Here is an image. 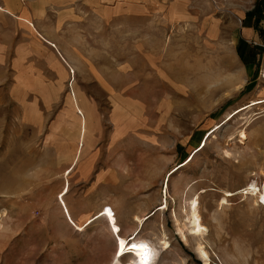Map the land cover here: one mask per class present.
Listing matches in <instances>:
<instances>
[{"label": "rangeland", "instance_id": "rangeland-1", "mask_svg": "<svg viewBox=\"0 0 264 264\" xmlns=\"http://www.w3.org/2000/svg\"><path fill=\"white\" fill-rule=\"evenodd\" d=\"M75 4L41 9L45 31L0 16V264L119 258L104 217L77 230L65 216L66 184L76 224L109 206L119 235L138 227L152 245L150 264H204L197 241L207 264H264V204L243 188H264V104L233 111L264 96V34L237 51L251 18L219 0L178 23L76 18ZM194 196L206 232L184 242L175 218Z\"/></svg>", "mask_w": 264, "mask_h": 264}, {"label": "crops", "instance_id": "crops-1", "mask_svg": "<svg viewBox=\"0 0 264 264\" xmlns=\"http://www.w3.org/2000/svg\"><path fill=\"white\" fill-rule=\"evenodd\" d=\"M0 0V16L4 13L14 15L19 18V23L27 27L31 31H45L40 28L39 21L35 17L41 15V9L44 13L49 14L52 9H58L62 16L70 15L67 7L69 0ZM75 9L72 16L100 19L104 23L111 22L115 17L124 16L127 18H147L153 16L155 18H162L169 23H178L189 21L199 14L201 9L210 10V5L213 0H75ZM80 2V3H78ZM258 0H219V4L223 5L226 9L234 7V11L238 18H245L248 11L252 10L257 4ZM79 6V7H77ZM38 11V12H37ZM261 16L258 18L253 15L251 20L245 27H242L246 37L251 38L250 41L240 39L246 47L248 43L255 41L259 37L258 34H264V3L260 7ZM45 14H43L44 16ZM255 18L258 21L257 26L254 27ZM82 20V19H81ZM80 20V24L82 21ZM21 21V22H20ZM32 21L33 29L30 27L29 22ZM242 23V22H241ZM34 26L36 28L34 29ZM61 27V25H60ZM239 41V40H238ZM238 43V42H237ZM247 43V44H246ZM254 43V42H253ZM238 44L236 45V47ZM244 58V57H243ZM128 236V235H127Z\"/></svg>", "mask_w": 264, "mask_h": 264}, {"label": "bare ground", "instance_id": "bare-ground-1", "mask_svg": "<svg viewBox=\"0 0 264 264\" xmlns=\"http://www.w3.org/2000/svg\"><path fill=\"white\" fill-rule=\"evenodd\" d=\"M37 49H39V48H37ZM261 73H262V76H260V77L262 78V82L264 83V66L262 68ZM262 104H264V96L257 97L255 99H251V100H249V102H247L244 105L239 106L238 108L234 109L233 111H236L235 113L238 114L240 111H243L246 109H251L253 107L261 108ZM233 111H231V112L234 113ZM231 112H229L228 114H231ZM256 114H257L256 117L261 115L259 113H256ZM232 115L229 116L228 118H225L224 121L222 123H220V125H219V123H216L210 132H209V130L211 128L209 130H207L206 131V138L209 135H211L216 129L221 127V125H223L228 119H230L232 117ZM238 135H239L240 140H244L246 138L245 129L244 128L240 129L238 131ZM204 144H205V140H203L201 143H198V145L195 147V149L197 148V150L194 149L195 150L194 152H192L191 154L189 153L190 155L189 154L187 155V157H186L188 159L187 161H189L191 159L192 155L196 151L200 150L204 146ZM73 164L74 163H72L66 169V174L70 173L71 169L73 168ZM165 187H166V182H165ZM258 187L256 186L255 182L252 181L250 184H248L247 186L245 185V187H243V188L246 189V191L244 190L245 193H248L250 195L256 194V201L261 203V204H264V188L260 189L261 187L260 188H258ZM63 188L64 189H62L60 191L59 196H58L59 202L63 208V212L65 213V216H67V218L70 220L72 225L77 230H82L85 225H87L88 223H90L91 221H93L99 217H104L105 220L107 221L108 225H110V230L113 231L115 234L114 256L119 257V258H121L124 255L127 256L126 261H121L119 258H117L114 260V264H150L151 263V261L154 257L153 256V247L146 239L136 237L138 227H136L131 232V234L128 238L119 235L118 231L120 230V228L117 224H115V217H114L113 213L111 212V208L109 206H103L100 210H98L95 214L88 217L85 221H83L80 224H76L71 219V217L69 216L68 209H67V207L64 203V200H63V197L68 190V184H66V186ZM226 194L231 195V192L226 191ZM221 199H222L221 202H225V200H226L225 197H222ZM163 206H164L163 204H160L159 209H162ZM184 212H185V218H186L185 222H183L181 224L175 218L176 230L179 233V236L181 237V239L184 242L187 241L185 232H188L190 235L192 234L193 236H196V238L197 237L200 238L201 236H203L204 233L206 232V227L202 224L201 217L198 213L197 196H194V197H191L188 199V201L186 202V206L184 208ZM135 219H136L138 225H141L143 218L141 219L140 217H136ZM162 244L164 246H166V241L163 240ZM194 250H195L198 258L201 259L204 262V264H207L209 261V254H208V251L205 249L204 244H202L200 241H197L195 243Z\"/></svg>", "mask_w": 264, "mask_h": 264}, {"label": "trees", "instance_id": "trees-1", "mask_svg": "<svg viewBox=\"0 0 264 264\" xmlns=\"http://www.w3.org/2000/svg\"><path fill=\"white\" fill-rule=\"evenodd\" d=\"M263 3H264V0H258L257 4L253 7V9L247 12L246 16L252 17L253 15H256L258 18H260V16H261L260 7ZM257 23H258V21L255 18L254 27L257 26ZM244 46H245V44L242 41L238 42V46L236 47L237 51L241 52V49H243ZM246 52L248 54H250L248 47L246 48Z\"/></svg>", "mask_w": 264, "mask_h": 264}]
</instances>
